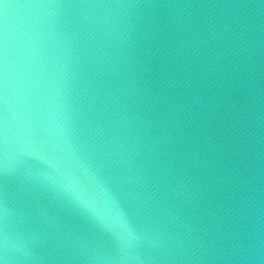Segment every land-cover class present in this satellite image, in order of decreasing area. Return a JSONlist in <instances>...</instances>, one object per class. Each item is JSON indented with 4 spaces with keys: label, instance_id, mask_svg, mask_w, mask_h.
Here are the masks:
<instances>
[{
    "label": "water",
    "instance_id": "water-1",
    "mask_svg": "<svg viewBox=\"0 0 264 264\" xmlns=\"http://www.w3.org/2000/svg\"><path fill=\"white\" fill-rule=\"evenodd\" d=\"M0 264H264V0H0Z\"/></svg>",
    "mask_w": 264,
    "mask_h": 264
}]
</instances>
